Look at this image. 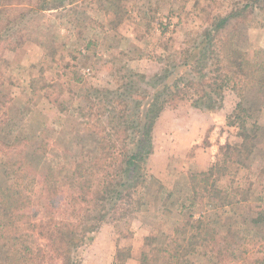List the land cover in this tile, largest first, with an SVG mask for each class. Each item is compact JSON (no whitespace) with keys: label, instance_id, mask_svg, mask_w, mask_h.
Returning <instances> with one entry per match:
<instances>
[{"label":"rangeland","instance_id":"374dc122","mask_svg":"<svg viewBox=\"0 0 264 264\" xmlns=\"http://www.w3.org/2000/svg\"><path fill=\"white\" fill-rule=\"evenodd\" d=\"M44 1L11 0L4 16L10 24L0 27L3 40L25 41L15 50L7 43L0 46V205L16 192L15 181L7 180L4 171L15 161L32 162L25 176L18 170L13 178L20 176L25 194L33 197L26 212L38 211L34 221L49 220L43 213L47 200L40 199L47 176L64 185L63 176L77 171V160L93 161L106 144L90 136V130L106 124L105 116L100 121L77 112L86 105L81 91L113 90L128 71L155 75L170 60L182 58V52L196 51L205 30L232 12L240 16L217 40L246 52L254 64H264V10H243L253 0H120V16L115 0H75L42 11ZM115 17L123 19L115 23ZM33 78L36 93L30 88ZM224 94L222 108L213 113L189 104L163 112L153 131L147 185L120 206L119 214L97 224L88 250L81 253L82 264H113L120 256L124 264H143L142 255L150 250L146 237L162 231L178 239L176 227L191 236L201 222L216 231L218 240L191 253L190 264H264V88L231 83ZM245 132L254 136L253 154L241 164H224L220 148H240ZM224 165L226 171L215 178L234 197L232 204L219 206L205 192L193 195L191 175ZM66 196L59 194L61 200L49 208L57 219H68ZM88 215L90 224L93 214ZM226 233L227 242L220 239ZM30 234L36 243L22 244L39 245L46 253V241ZM13 253L0 247V264H10ZM44 258L43 264H62Z\"/></svg>","mask_w":264,"mask_h":264},{"label":"trees","instance_id":"16d2710c","mask_svg":"<svg viewBox=\"0 0 264 264\" xmlns=\"http://www.w3.org/2000/svg\"><path fill=\"white\" fill-rule=\"evenodd\" d=\"M73 3L75 0H45L40 9L57 10ZM113 3L116 14L122 15L124 8L121 1L115 0ZM10 5L11 0H0V16L3 17L0 27L10 24L9 21L5 23L4 18ZM249 8L264 10V0H253L243 10ZM239 16L238 12H232L227 17L216 19L213 26L205 30L196 51L182 52V60H170L151 77L128 71L113 90L91 87L81 91L78 96L86 105H80L77 112L84 118L98 117L100 121L105 116L106 124L101 130H90V136L106 144L95 154L93 161L77 160V171L63 176L64 185L59 184L56 177L47 176L40 191V199L47 200L43 213L49 220L34 221L38 211L26 212L34 203L33 197L25 194L20 176L15 180L13 178L18 170L25 176L32 170L33 163L15 161L4 171V177L15 181L16 187L15 194L0 205V247L13 249L10 264H43L45 254L49 261L60 259L62 264H82L81 253L88 250L90 236L96 232L97 224L107 221L115 213L119 214L120 206L129 202L147 185L150 179L148 164L154 148L153 131L168 107L189 104L195 110L213 113L222 108L225 90L231 83L264 88V64H254L247 58L246 52L228 48L217 40L219 32L226 28L231 19H238L236 17ZM116 17L113 20L117 19L115 23L123 19ZM3 37L0 35V46L7 43L10 50L25 44L24 40H3ZM49 57L48 53L46 59ZM35 84L33 78L30 88L34 93ZM252 128L258 130V124L254 123ZM253 140L254 136L245 132L240 148L232 149L229 144L222 146L220 151L223 152L224 164L228 161L241 164L247 160L254 152ZM225 171L224 165L191 175L193 195L205 192L219 206L232 204L234 197L219 188L218 179L215 178L218 172L223 174ZM43 191L46 192L45 196L41 193ZM65 192L67 196L63 200L67 206L65 211L68 212V219H57L49 208H52L54 201L61 200L58 199L59 194ZM88 214H93L90 224L87 221ZM19 224L28 226L22 227L26 231L24 235L19 234L23 231ZM195 229L198 233L189 236L185 228L176 227L173 232L178 239L162 231L146 237L145 244L150 250L143 253V264H190L191 253L196 252L198 247L210 248V244L218 240V234L207 222H201ZM30 233L46 241V253L39 245L30 248L22 244L30 240L36 243ZM228 236L226 233L220 239L227 242ZM162 238L165 242L161 241ZM194 239L197 241L194 242ZM160 241L162 245H159ZM122 257H115L113 264H124ZM36 258H40L38 262Z\"/></svg>","mask_w":264,"mask_h":264},{"label":"crops","instance_id":"0c3cea01","mask_svg":"<svg viewBox=\"0 0 264 264\" xmlns=\"http://www.w3.org/2000/svg\"><path fill=\"white\" fill-rule=\"evenodd\" d=\"M221 145L223 144V142H222V140H221V143H220Z\"/></svg>","mask_w":264,"mask_h":264}]
</instances>
